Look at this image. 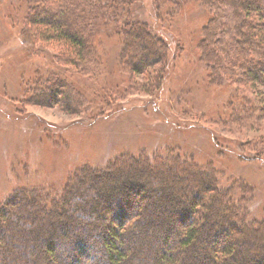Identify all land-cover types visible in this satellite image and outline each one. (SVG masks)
Segmentation results:
<instances>
[{
  "label": "trees",
  "instance_id": "trees-1",
  "mask_svg": "<svg viewBox=\"0 0 264 264\" xmlns=\"http://www.w3.org/2000/svg\"><path fill=\"white\" fill-rule=\"evenodd\" d=\"M180 1L153 0L156 15L171 16ZM198 1L212 14L213 25L204 28L201 47L210 81L218 86L226 85L225 80L264 86V0ZM27 5L24 41L34 43L48 31L65 45L64 62L77 70L88 60L102 58L98 36L105 33L120 37V66L129 71L144 73L158 53L161 59L168 56L167 44L144 18L141 0H27ZM135 36L142 55L132 51ZM146 39L152 44L143 53ZM29 84L39 102L56 98L70 112L84 103L83 93L62 73L36 70ZM226 105L234 117L253 113L256 107L234 93ZM142 156L132 157L124 169L117 162L107 170L87 169L61 192L25 186L9 194L0 202V264H264V218L253 216L252 192L227 195L228 188L213 184L220 182L216 174L202 172L186 155H159L167 178ZM172 157L188 165L187 179L194 188L184 187L170 164ZM154 180L160 183L152 188ZM242 180H235L229 190L241 189ZM87 183L96 189L83 198L88 189H77ZM163 186L171 188L167 214L158 212ZM73 197L80 199L74 205ZM145 206L155 211L157 225L152 232L138 233ZM13 218L34 226L25 230ZM37 224L41 238L34 231Z\"/></svg>",
  "mask_w": 264,
  "mask_h": 264
},
{
  "label": "rangeland",
  "instance_id": "rangeland-1",
  "mask_svg": "<svg viewBox=\"0 0 264 264\" xmlns=\"http://www.w3.org/2000/svg\"><path fill=\"white\" fill-rule=\"evenodd\" d=\"M141 5L144 18L168 47V56L161 59L158 53L144 73L120 66L122 42L114 33L98 36L102 58L88 60L83 69L68 66L65 45L48 31L34 43L22 38L27 0H0V202L25 186L61 192L87 169L107 170L114 162L128 168L132 157L142 154L167 178L159 155L173 152L190 157L202 172L216 174L220 182L213 184L228 188L227 195L252 192L253 216L263 219L264 86L210 81L201 47L203 30L213 22L203 3L181 0L171 16L156 15L153 0H141ZM138 41L133 37L132 51L142 55ZM142 43L144 53L152 43ZM36 70L59 72L72 81L85 96L81 108L70 112L56 98L35 99L28 87ZM233 93L254 104L255 111L234 117L226 105ZM170 164L185 188L195 187L187 179L186 163L172 157ZM239 178L241 189L229 190ZM89 184L77 190L89 189ZM78 200L71 199L73 205ZM23 220L12 219L32 229L34 224Z\"/></svg>",
  "mask_w": 264,
  "mask_h": 264
},
{
  "label": "bare ground",
  "instance_id": "bare-ground-1",
  "mask_svg": "<svg viewBox=\"0 0 264 264\" xmlns=\"http://www.w3.org/2000/svg\"><path fill=\"white\" fill-rule=\"evenodd\" d=\"M95 189H96L95 185L93 184L88 190L84 191V197L83 198H88L90 195H92L95 192ZM163 189L164 190H161V189L158 190V200L161 203L160 207L158 208L159 214H163V213H165V211L167 212L169 209H166V207H169V204H170V202H167V195H169L171 193V188L170 187L164 188V186H163ZM142 200L143 199H141L139 201L142 202ZM143 201H145V200H143ZM153 212H155V211H153ZM153 212L147 206L142 207V210L140 212L141 213V221L139 223V228L137 231L138 233L139 232L141 233L143 231L144 232L145 231H151L152 232L155 230V226L157 225V222H155V220L157 217H155L156 214ZM165 214H167V213H165ZM96 220H99V219H96ZM34 231L38 235H40L38 237L41 238L42 228L38 224L34 227ZM138 233H136L135 236H137ZM36 245L39 246L38 241H37Z\"/></svg>",
  "mask_w": 264,
  "mask_h": 264
}]
</instances>
